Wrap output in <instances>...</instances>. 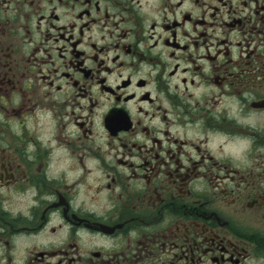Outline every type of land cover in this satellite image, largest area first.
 Returning <instances> with one entry per match:
<instances>
[{"label":"flooded vegetation","instance_id":"flooded-vegetation-1","mask_svg":"<svg viewBox=\"0 0 264 264\" xmlns=\"http://www.w3.org/2000/svg\"><path fill=\"white\" fill-rule=\"evenodd\" d=\"M0 264H264V0H0Z\"/></svg>","mask_w":264,"mask_h":264}]
</instances>
